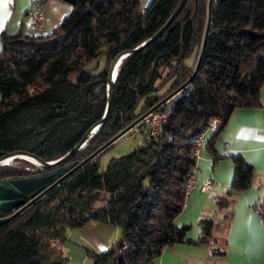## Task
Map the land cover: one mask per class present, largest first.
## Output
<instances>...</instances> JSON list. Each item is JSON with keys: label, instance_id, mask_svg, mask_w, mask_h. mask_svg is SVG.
<instances>
[{"label": "trees", "instance_id": "1", "mask_svg": "<svg viewBox=\"0 0 264 264\" xmlns=\"http://www.w3.org/2000/svg\"><path fill=\"white\" fill-rule=\"evenodd\" d=\"M71 6L48 34H0V155L29 151L44 160L68 152L103 115L107 70L120 51L144 43L117 66L107 115L68 161L80 162L192 74L207 20L208 0H63ZM264 84V0H211L210 23L197 73L168 101L156 133L112 157L99 171L97 155L35 202L0 225V264H70L61 249L67 228L96 221L119 236L106 250L87 249L91 264H155L164 247L206 244L215 221L202 217L199 234L175 223L185 203V182L196 168L193 138L206 130L207 148L235 108L257 107ZM133 131V130H132ZM233 176L216 200L227 224L235 192L249 187L253 166L230 154ZM0 166V180L43 171ZM67 161L59 164L63 165ZM1 216V215H0Z\"/></svg>", "mask_w": 264, "mask_h": 264}, {"label": "crops", "instance_id": "2", "mask_svg": "<svg viewBox=\"0 0 264 264\" xmlns=\"http://www.w3.org/2000/svg\"><path fill=\"white\" fill-rule=\"evenodd\" d=\"M33 5H39L42 13L41 27L37 31L29 26V9ZM70 9L63 0H0V34L18 30L25 34H48ZM259 99L257 107L234 109L214 142L215 154L206 146L211 131L203 136L196 160V178H211L212 189L209 193L192 191L185 198L175 223L190 224V230L193 229L197 237L199 229L196 232L193 227L198 220L202 217L213 219L215 226L209 242L201 245L176 243L164 247L156 258L158 264H264V223L253 210V205L264 199V84ZM234 153L242 155L253 166V173L249 187L232 195L230 219L224 224L226 209H219L216 200L230 187L234 168L230 154ZM210 214L218 217L215 219ZM115 228L114 237L119 234V229ZM190 230L188 238H196L190 236ZM114 239L109 238L94 250H106Z\"/></svg>", "mask_w": 264, "mask_h": 264}, {"label": "water", "instance_id": "3", "mask_svg": "<svg viewBox=\"0 0 264 264\" xmlns=\"http://www.w3.org/2000/svg\"><path fill=\"white\" fill-rule=\"evenodd\" d=\"M185 1L186 0H179L177 2L175 8L171 12L167 20L157 30V32H155L152 35L150 39L157 37L160 33H162L169 26V24L173 21L175 16L178 14L180 9L184 5ZM210 5H211V0H208L207 20H206L204 33H203L202 43H201L200 51H199V54H198V57H197V60H196L191 76L185 82H183L180 86H178L176 89H174L173 91L168 93L166 96H164L161 100H159L152 108L146 110L144 113L138 116L135 120H133L131 123L127 124L124 128L118 131L114 136H112L106 142L101 144L96 150H94L86 158H84L80 162H77L75 160L68 161L75 155V153L78 150L84 147L87 139L99 129L102 122L104 121L107 115L108 109L110 107V104H111L113 90H114V81H115L116 74H117V66L119 65L121 59L135 52L136 50H138L145 42L139 45L138 47L122 50L118 52L112 58L109 64L108 70H107L106 105H105V110L103 112V115L95 124H93L83 134L81 139L68 152H66L64 155H62L61 157L55 160H44L40 158L39 156L29 151H26V150H14V151L7 152L5 154L0 155V166L9 165V163L6 161L7 159L9 160L12 158H19L20 156H28L34 159L35 161H37L40 165L39 169L43 170L40 172L29 173V174H25L21 176H13L7 179L0 180V215H1L0 225L8 222L15 215L23 211L25 208H27L29 205L35 202L40 196L45 194L48 190H50L52 187H54L59 182H61L64 178H66L71 172H73L75 169L80 167L87 160L97 155L108 145H110L116 140H122L124 138V134L132 130L134 126L138 125L141 119L146 114L150 113L155 108H157L158 106L168 101L182 87H184L190 82V80L197 73L200 60L203 54V50L205 47L206 38H207L208 31H209V23H210ZM65 161H67L65 164L59 165Z\"/></svg>", "mask_w": 264, "mask_h": 264}, {"label": "rangeland", "instance_id": "4", "mask_svg": "<svg viewBox=\"0 0 264 264\" xmlns=\"http://www.w3.org/2000/svg\"><path fill=\"white\" fill-rule=\"evenodd\" d=\"M139 3L140 5L141 4L143 5V3L144 4L148 3V0H139ZM207 131L209 130H206L205 133ZM141 142H142V135L140 133L133 132L132 130L125 133L124 138L122 140L114 141L113 144H111L107 149H105L99 155L98 157L99 171H103L105 169L107 162L112 157H118L133 150ZM29 164L30 166H26L25 168L28 169L30 168L32 170L36 168L37 169L40 168V166L31 163ZM9 165L20 166L26 164H24V162H21V160L18 161L13 159V161L10 162ZM196 190H200V189H196ZM212 216L215 219L218 217L216 215L214 216V214H210V217ZM107 227L111 229L109 230L107 229ZM193 228L196 232L198 231L197 225H194ZM192 231L193 229L190 230V234H191L190 236L196 237V235L193 234ZM115 232H116L115 226L109 224L107 225L96 221L88 222L80 228H67L65 231V240L61 243V249L64 255L68 258L70 264H91L92 259L90 256H88L86 250L90 249L92 251H95L94 249H99L98 248L99 245L102 242L107 241L111 237L112 239L116 237L114 239L116 240L119 234L114 237ZM154 263L158 264V259H155Z\"/></svg>", "mask_w": 264, "mask_h": 264}, {"label": "built area", "instance_id": "5", "mask_svg": "<svg viewBox=\"0 0 264 264\" xmlns=\"http://www.w3.org/2000/svg\"><path fill=\"white\" fill-rule=\"evenodd\" d=\"M42 13L39 5H33L29 9V26L32 30H39L41 27ZM169 115V108L163 107L160 110H153L146 114L140 121V123L133 127V132L140 133L143 139L147 136L154 135L158 128L166 122ZM218 120L216 118L211 119L206 130H213L217 127ZM201 132L195 138L191 140L194 149L193 154L197 160L199 149L203 140L205 131ZM28 169V168H26ZM213 180L211 178H196V168H194L187 177L185 182V194L189 195L192 191L200 189L205 192H210L212 189ZM253 210L259 216L260 221L264 223V199L253 205Z\"/></svg>", "mask_w": 264, "mask_h": 264}, {"label": "bare ground", "instance_id": "6", "mask_svg": "<svg viewBox=\"0 0 264 264\" xmlns=\"http://www.w3.org/2000/svg\"><path fill=\"white\" fill-rule=\"evenodd\" d=\"M19 158H21V159H24V160H27L29 163H31V164H34V165H37V166H40L39 165V163L37 162V161H35L34 159H32V158H30V157H28V156H20ZM13 159L14 158H12V159H7L6 161L8 162V163H10V162H12L13 161ZM5 161V162H6Z\"/></svg>", "mask_w": 264, "mask_h": 264}]
</instances>
